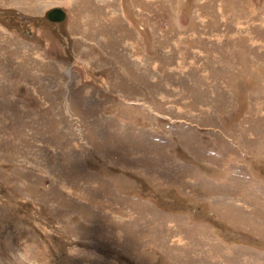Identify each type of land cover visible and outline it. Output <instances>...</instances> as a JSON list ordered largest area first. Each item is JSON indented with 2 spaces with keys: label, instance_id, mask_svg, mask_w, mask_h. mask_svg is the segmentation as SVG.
I'll return each instance as SVG.
<instances>
[{
  "label": "rangeland",
  "instance_id": "obj_1",
  "mask_svg": "<svg viewBox=\"0 0 264 264\" xmlns=\"http://www.w3.org/2000/svg\"><path fill=\"white\" fill-rule=\"evenodd\" d=\"M0 264H264V0H0Z\"/></svg>",
  "mask_w": 264,
  "mask_h": 264
},
{
  "label": "water",
  "instance_id": "obj_2",
  "mask_svg": "<svg viewBox=\"0 0 264 264\" xmlns=\"http://www.w3.org/2000/svg\"><path fill=\"white\" fill-rule=\"evenodd\" d=\"M46 19L57 22L62 20V13L59 11L58 8H51L45 15Z\"/></svg>",
  "mask_w": 264,
  "mask_h": 264
},
{
  "label": "bare ground",
  "instance_id": "obj_3",
  "mask_svg": "<svg viewBox=\"0 0 264 264\" xmlns=\"http://www.w3.org/2000/svg\"><path fill=\"white\" fill-rule=\"evenodd\" d=\"M59 11H60V9H59ZM61 12V11H60ZM62 13V12H61ZM62 17H63V14H62ZM50 21V20H49ZM57 22H59V21H57Z\"/></svg>",
  "mask_w": 264,
  "mask_h": 264
}]
</instances>
